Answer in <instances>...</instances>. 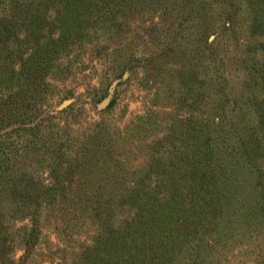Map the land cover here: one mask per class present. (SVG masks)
Segmentation results:
<instances>
[{
  "label": "rangeland",
  "instance_id": "374dc122",
  "mask_svg": "<svg viewBox=\"0 0 264 264\" xmlns=\"http://www.w3.org/2000/svg\"><path fill=\"white\" fill-rule=\"evenodd\" d=\"M0 264H264V0H0Z\"/></svg>",
  "mask_w": 264,
  "mask_h": 264
}]
</instances>
